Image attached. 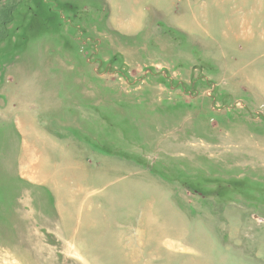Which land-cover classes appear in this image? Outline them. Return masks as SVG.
Here are the masks:
<instances>
[{
  "label": "rangeland",
  "instance_id": "rangeland-1",
  "mask_svg": "<svg viewBox=\"0 0 264 264\" xmlns=\"http://www.w3.org/2000/svg\"><path fill=\"white\" fill-rule=\"evenodd\" d=\"M0 264H264V0H0Z\"/></svg>",
  "mask_w": 264,
  "mask_h": 264
}]
</instances>
